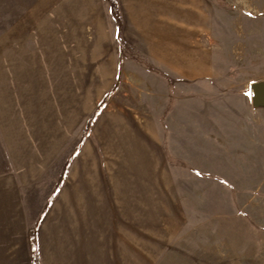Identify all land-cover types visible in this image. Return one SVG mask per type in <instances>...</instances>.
Wrapping results in <instances>:
<instances>
[{
	"label": "rangeland",
	"instance_id": "1",
	"mask_svg": "<svg viewBox=\"0 0 264 264\" xmlns=\"http://www.w3.org/2000/svg\"><path fill=\"white\" fill-rule=\"evenodd\" d=\"M120 3L122 24L110 0H0V75L9 79L3 108L20 121L32 104L30 121L57 128L58 144L33 179L27 165L0 163L3 177H18L11 210L0 211V264H33L29 232L55 193L39 226L40 264H127L120 222L136 242L128 264H264V106L251 93L264 83V0ZM18 41L24 76L13 85ZM32 57L38 63L26 66ZM145 123L159 135L160 166L145 179L149 211H137L131 225L118 218L102 142L113 124ZM59 128H71L70 136L58 139ZM109 135L110 156H134L126 129ZM87 147L99 160V214L108 219L107 231L86 237L82 211L68 213L66 200Z\"/></svg>",
	"mask_w": 264,
	"mask_h": 264
},
{
	"label": "crops",
	"instance_id": "2",
	"mask_svg": "<svg viewBox=\"0 0 264 264\" xmlns=\"http://www.w3.org/2000/svg\"><path fill=\"white\" fill-rule=\"evenodd\" d=\"M118 3L121 4L120 0H118ZM18 42L19 44L16 42L15 47L16 61L19 62V67L17 64L16 67L17 70L21 68V72H17L15 75L10 76L13 85H18V83L22 84L24 76V48L23 44L20 41ZM31 45H33V43ZM33 51L32 48L31 50H28V52L34 55ZM175 57L176 56H174L173 59ZM186 59L187 61H192L193 56H189ZM4 60L7 62V58ZM45 61L42 63H45ZM37 63L38 60L34 57L30 60H26V66L29 67L34 66ZM46 66L48 67L49 64L47 63ZM180 71H182V68ZM188 73H190V71ZM8 80V77L0 75V163H2V161L7 162V159L10 158L20 168L27 165L26 174L33 179L35 175L39 173L41 164H46L47 162L42 158L50 156L58 146L56 142L57 128H50L49 125H44V123L38 126L33 123V119L30 121L29 118L33 115L31 108L32 104H29V107L25 112L27 119L20 121H18L15 114L12 115L10 112L13 109L8 110V108H3L2 104L7 103L8 101ZM17 93V97H21L20 101L19 99L17 100V103L20 105V114H22L21 116L23 117L24 110L21 109L25 106L22 104L24 101L22 93L24 95V92L19 87ZM41 115L44 116L45 114L42 112ZM45 118L46 117H44L43 120ZM146 125H148V128H146ZM112 126H110L111 128L104 129L106 130L107 135L104 136L102 143L104 144V153L107 155L106 157L109 161L108 164H104V169L115 193L114 198L117 201L119 215L121 213L118 218L123 221H130V224L133 225L136 221L135 214L137 211L141 213H148L149 211L150 204L147 202L148 186L145 179L148 176H151L154 179L156 178V172L159 170L160 166V161L158 160L160 139L156 129L154 130L148 123H145L142 125V128H138L137 130L128 127L117 128L118 126L124 125L113 124ZM112 129H116V132L124 129L128 131L129 137L131 138V142L128 146L134 153L133 157L121 159L108 154L107 144L110 140L109 132H112ZM59 131L61 134L63 133V136L60 135V137H58L60 140L63 139L64 135L68 138L71 134V128H59ZM140 133H142L143 136H141ZM0 172V211L5 210L7 206L9 207L7 211H10V206L7 204L10 202L13 206L14 201H12L11 198L17 195L18 177L13 174L4 175L5 177H3L2 174L5 171L0 169ZM100 172L99 160H97L94 156V152L92 153L88 147L83 150L79 161L73 165L71 170L75 180V189L72 194L74 198L71 201L70 199L66 200V211L68 212L75 209L82 211L86 237L89 236L92 231L97 232L98 235L104 228L107 231L106 222L108 218L104 219V216L101 217L99 214L100 211L104 209V197L102 192L103 184ZM66 202H64L65 206ZM100 224H103L104 226H100ZM132 228L134 229V226ZM118 231L121 235L118 248H120L119 251L121 252L122 261L124 260L125 263L128 264L130 262V251L131 253H135L134 246L136 245V242L134 235L130 232L129 227L124 226L122 222H120ZM29 246L32 257L30 232ZM40 246L41 240L39 234V250Z\"/></svg>",
	"mask_w": 264,
	"mask_h": 264
},
{
	"label": "trees",
	"instance_id": "3",
	"mask_svg": "<svg viewBox=\"0 0 264 264\" xmlns=\"http://www.w3.org/2000/svg\"><path fill=\"white\" fill-rule=\"evenodd\" d=\"M110 3H111V8H112L113 13L118 18V21L122 24L123 18H122L121 12H120L118 0H110ZM113 91L114 90L109 92L107 94V96L100 102V104L98 105L97 109L95 110V112L92 114V116L89 119V122H88V125H87V129H89L92 126V123L94 122L96 117L101 113V111L103 110L104 106L106 105V103H107L110 95L113 93ZM68 165L69 164H67V166L65 167V170L63 171V173H62V175L60 177V181L58 183V190L62 187L63 183L65 182V177H66ZM56 195H57V193L53 194L51 199L48 201L46 207L44 208L43 212L41 213V216H40V219H39V223L31 228V231H30V244H31V250H32L33 264H40L39 226H40V222L42 221V219L44 218V216L48 212V210H49V208H50V206H51V204L53 202V199L55 198Z\"/></svg>",
	"mask_w": 264,
	"mask_h": 264
},
{
	"label": "water",
	"instance_id": "4",
	"mask_svg": "<svg viewBox=\"0 0 264 264\" xmlns=\"http://www.w3.org/2000/svg\"><path fill=\"white\" fill-rule=\"evenodd\" d=\"M252 101L255 106H264V83H255L251 87Z\"/></svg>",
	"mask_w": 264,
	"mask_h": 264
}]
</instances>
